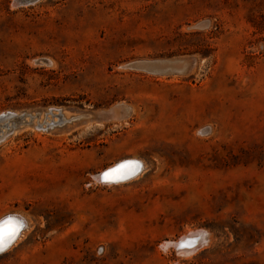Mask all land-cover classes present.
<instances>
[{
    "label": "rangeland",
    "instance_id": "rangeland-1",
    "mask_svg": "<svg viewBox=\"0 0 264 264\" xmlns=\"http://www.w3.org/2000/svg\"><path fill=\"white\" fill-rule=\"evenodd\" d=\"M14 2L0 0V115L129 113L1 139L0 220L28 225L0 264H264V0ZM163 58L196 63L122 68ZM125 159L140 172L107 183ZM190 231L207 235L195 253L163 247Z\"/></svg>",
    "mask_w": 264,
    "mask_h": 264
},
{
    "label": "water",
    "instance_id": "water-1",
    "mask_svg": "<svg viewBox=\"0 0 264 264\" xmlns=\"http://www.w3.org/2000/svg\"><path fill=\"white\" fill-rule=\"evenodd\" d=\"M30 1L21 0L19 4H29ZM201 27V25L199 26ZM37 63H45L47 64V61L40 60L37 61ZM195 59L193 58H163V59H153V60H140L135 61L131 63L125 64L122 68L123 69H131V70H138L142 71L148 74H154V75H161V76H167V75H185L189 73L193 67L195 66ZM56 115L55 118H58L56 122H53L52 119L50 122H47L45 125H40L39 123L35 124V129H42V126H45V129H51L54 127L63 128L64 126L68 125L67 128H72L74 125L84 124V123H91L94 124H100L103 122L110 121L116 117H123L126 114L129 113V107L123 105V104H115L110 106L109 108L105 110H97V111H72V120L71 121H64L62 120V110H47L44 112H27V113H20V114H13V113H7L4 115H0V129L8 130L9 133L7 135L3 136L6 138L10 134L20 130V128L25 127H33V120H36L41 114L44 115ZM71 124H74L71 126ZM2 137H0L1 141ZM3 140V139H2ZM136 170V169H135ZM140 172V165H138L136 174ZM133 175L127 177L126 179L132 177ZM199 233L198 237L191 238L194 241V245H198L204 242L205 238L207 237L206 233L204 231H197ZM189 241V239H186L183 242L178 243L174 250L178 254V252L183 250H189L191 246L190 245L181 247L180 245L183 243L186 245V243Z\"/></svg>",
    "mask_w": 264,
    "mask_h": 264
},
{
    "label": "bare ground",
    "instance_id": "bare-ground-1",
    "mask_svg": "<svg viewBox=\"0 0 264 264\" xmlns=\"http://www.w3.org/2000/svg\"><path fill=\"white\" fill-rule=\"evenodd\" d=\"M15 2H14V4H19L20 3V1L21 0H14ZM26 1H30L29 2V4L30 3H32V2H35L36 0H26ZM25 4H28V3H25ZM48 62V61H47ZM53 110V109H52ZM55 110V109H54ZM127 115V114H126ZM125 115V116H126ZM56 117V115H54V113H52V115H50V116H48V115H44V114H41L36 120H33V128L35 127V124L36 123H39L40 125H45V124H47V122H50L51 121V119L53 120L54 118ZM62 117H63V119L62 120H64V121H71L72 120V116H65V114H63L62 113ZM124 117V116H123ZM123 117H116V118H114V119H112V120H110V121H107V122H114L115 120H119V119H121V118H123ZM56 119V118H55ZM54 121V120H53ZM102 123H100V124H91L90 126L91 127H101L102 125H101ZM87 125H89V124H87ZM105 126V125H104ZM85 127H87V126H85ZM55 128V127H54ZM87 128H89V127H87ZM35 129V128H34ZM57 129V128H56ZM37 130V129H36ZM40 130H45L46 131V129H45V126H42V129H40ZM7 133H9V131L8 130H5V129H0V137H2V139L4 138L3 136L5 135H7ZM133 158V157H132ZM127 160H136V159H125V160H122V161H120V162H118V163H116V164H114L113 166H111V167H109L108 169H106L105 170V172L107 171V170H109L110 168H114V167H116L117 165H119V164H122L124 161H127ZM137 162H138V164L140 165V170H141V168H142V165H141V163L138 161V160H136ZM136 171H137V169L136 170H134L133 171V173L132 174H130V175H128L127 177H129V176H131V175H133L132 177H134L135 175H137L136 174ZM100 176V175H99ZM99 176H96V179L99 181L100 180V177ZM132 177H130V178H128V179H126V178H124V179H119V180H116V181H112V182H107V183H112V184H121V183H124V182H126V181H128L129 179H131ZM104 179V178H103ZM105 180V179H104ZM9 218H11V220L12 221H14V222H16V223H18L19 225H20V228H19V231H18V233L16 234V236H15V238L10 242V243H8L7 244V246L4 248V250L3 251H0V253L1 252H4L6 249H8L13 243H14V241L15 240H17L18 239V237H19V235L21 234V232H22V230H23V228L24 227H27V223H26V221L25 220H23V219H21L20 217H18V216H16V215H9L8 217H4L3 219H1L0 220V222H2V221H4V220H6V219H9ZM199 236V233L198 232H195V231H193V232H188V233H186V234H184L182 237H180L175 243H171V242H168V243H165L164 245H163V247L164 248H166V247H168V246H173V247H175L178 243H180V242H183V241H185L186 239H189V241L186 243V245H190V243H191V245H194L193 243H194V241L191 239V238H194V237H198ZM206 239H207V237L205 238V240H204V242L203 243H201V244H198V245H194V246H191L190 248H189V250H183V251H180V255L181 256H188V255H191V254H193V253H195L197 250H199L201 247H202V245L206 242ZM207 243V242H206ZM205 243V244H206ZM204 246V245H203Z\"/></svg>",
    "mask_w": 264,
    "mask_h": 264
},
{
    "label": "snow or ice",
    "instance_id": "snow-or-ice-1",
    "mask_svg": "<svg viewBox=\"0 0 264 264\" xmlns=\"http://www.w3.org/2000/svg\"><path fill=\"white\" fill-rule=\"evenodd\" d=\"M137 168L138 164L134 161L122 163L104 172L103 178L106 182L124 179L127 178L128 175L132 174ZM19 228L20 225L12 221L11 218L0 222V251H3L7 244L15 238ZM180 246L185 247L187 245L182 243Z\"/></svg>",
    "mask_w": 264,
    "mask_h": 264
}]
</instances>
